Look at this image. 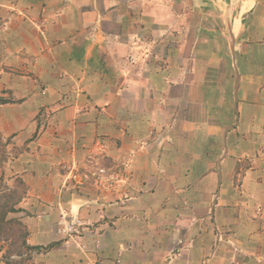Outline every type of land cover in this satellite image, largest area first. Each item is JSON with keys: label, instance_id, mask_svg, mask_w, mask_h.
Here are the masks:
<instances>
[{"label": "crops", "instance_id": "obj_1", "mask_svg": "<svg viewBox=\"0 0 264 264\" xmlns=\"http://www.w3.org/2000/svg\"><path fill=\"white\" fill-rule=\"evenodd\" d=\"M0 51L40 264H264V0H0Z\"/></svg>", "mask_w": 264, "mask_h": 264}, {"label": "trees", "instance_id": "obj_2", "mask_svg": "<svg viewBox=\"0 0 264 264\" xmlns=\"http://www.w3.org/2000/svg\"><path fill=\"white\" fill-rule=\"evenodd\" d=\"M6 102L5 99L0 98V104ZM7 143L8 141H2L0 135V151L5 150ZM26 191V185L19 178H16L9 188L0 185V241L8 243V248L2 255V264H30L28 260H31L33 255L46 254L59 246L58 243L48 244L44 247L29 245L25 225L18 220L7 219L9 213L18 212L16 206L23 200ZM23 254H25L24 258L11 259L12 255L20 257Z\"/></svg>", "mask_w": 264, "mask_h": 264}, {"label": "clouds", "instance_id": "obj_3", "mask_svg": "<svg viewBox=\"0 0 264 264\" xmlns=\"http://www.w3.org/2000/svg\"><path fill=\"white\" fill-rule=\"evenodd\" d=\"M90 166L95 167L91 172H89V174H91L90 178L93 179L94 182L96 183L97 181H99V178L102 177V175H104L105 171L102 168L96 167V164H94V161H93V163ZM62 169L66 172V176H68V180L70 182H73V184H79L78 183L79 182L78 181L79 177L76 174V171H75L74 166L72 165V163L70 165L63 166ZM73 176H75V178ZM63 225L66 226V227L73 225L74 226V230H73V234H71L69 236V235H66L65 233H63V229L65 227L64 228L61 227L58 232L62 236V241H68V240L74 239L76 236H78L76 234L78 232V229H82V231H83V228H85L87 226L83 221H78L77 217L76 218L66 219L65 222L62 224V226ZM42 247H44V246H42Z\"/></svg>", "mask_w": 264, "mask_h": 264}, {"label": "rangeland", "instance_id": "obj_4", "mask_svg": "<svg viewBox=\"0 0 264 264\" xmlns=\"http://www.w3.org/2000/svg\"><path fill=\"white\" fill-rule=\"evenodd\" d=\"M3 54L4 53H2L1 51H0V61L2 60V58H3ZM1 135V134H0ZM4 153H5V150L2 152V150L0 151V162H1V160L3 159V157H4ZM91 179V178H90ZM102 180V179H101ZM100 180V181H101ZM94 180L93 179H91V183H93L94 184V182H93ZM88 184H90V183H88ZM0 185H2L3 187L4 186H7V184L4 182V181H2V182H0ZM95 185V184H94ZM8 188H9V186H7ZM9 214H11V213H9ZM8 214V215H9ZM7 219H9V220H16V219H14V218H8V216H7ZM77 220L78 221H82L81 219H79V218H77ZM62 221H63V223L65 222V218L64 219H62ZM62 228H64L65 226L63 225V226H61ZM68 232H66V234H67ZM82 233V229H78V232L76 233L77 235H80ZM75 239V238H74ZM8 248V243H4V242H1L0 241V264H2V255L5 253V251H6V249ZM28 253H30V252H28ZM32 254V253H31ZM24 256H25V254H23L22 256H20V257H18V256H16V255H12V257H11V259H18V258H24ZM32 257V256H31ZM28 263H30V264H40L39 263V261L38 260H36V258L34 257V255H33V258L31 259V260H28Z\"/></svg>", "mask_w": 264, "mask_h": 264}, {"label": "built area", "instance_id": "obj_5", "mask_svg": "<svg viewBox=\"0 0 264 264\" xmlns=\"http://www.w3.org/2000/svg\"><path fill=\"white\" fill-rule=\"evenodd\" d=\"M71 173V172H70ZM74 178H75V176H73ZM73 230H74V226L72 225V226H65V228L63 229V233H65L66 234V232H68L66 235H71V234H73Z\"/></svg>", "mask_w": 264, "mask_h": 264}]
</instances>
